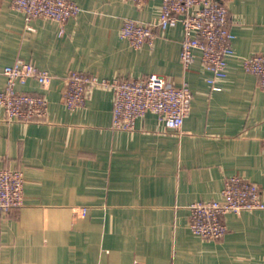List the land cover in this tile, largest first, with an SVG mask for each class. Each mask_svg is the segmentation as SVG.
Returning <instances> with one entry per match:
<instances>
[{
	"label": "crops",
	"instance_id": "obj_1",
	"mask_svg": "<svg viewBox=\"0 0 264 264\" xmlns=\"http://www.w3.org/2000/svg\"><path fill=\"white\" fill-rule=\"evenodd\" d=\"M73 1L80 10L59 33L56 21L27 22L0 0V90L3 67L16 58L53 75L47 88L32 79L18 85L45 95V120L7 121L0 107V168L23 173L22 205L0 217V264H264V208L226 214L219 239L188 228V206L219 198L229 175L255 182L264 201V90L242 66L243 57L264 52V0H229L234 55L218 89L197 51L183 68L180 24L138 48L120 37L123 18L152 20L160 0L143 8ZM68 70L186 81L190 111L179 129L165 128L152 112L133 129H114L110 89L91 87L78 108L64 104Z\"/></svg>",
	"mask_w": 264,
	"mask_h": 264
},
{
	"label": "built area",
	"instance_id": "obj_2",
	"mask_svg": "<svg viewBox=\"0 0 264 264\" xmlns=\"http://www.w3.org/2000/svg\"><path fill=\"white\" fill-rule=\"evenodd\" d=\"M143 8L150 0H128ZM229 0H160L158 15L152 20L125 17L120 37L135 47L152 44L158 32L176 24L182 26L180 61L187 69L198 52L202 65L211 72L206 78L211 88L215 80L226 76L227 59L234 55L233 32L229 28ZM13 8L23 12L28 22L42 17L63 24L75 17L80 8L73 0H10ZM243 69L255 75L258 87L264 90V52L242 58ZM5 82L0 90V107L7 121L34 122L47 117L48 101L44 94L18 88L34 80L47 88L53 75L37 67L32 60L16 58L3 67ZM62 101L71 109L85 104L89 89L99 86L112 91L111 127L130 130L136 119L152 112L163 126L179 129L190 111L191 89L186 81L169 83L162 75L151 73L139 79L98 78L77 70L63 76ZM23 202V173L19 168H0V217L15 210ZM188 228L203 239H219L227 231L223 217L228 213L264 208L258 185L237 174L225 178L220 197L192 202L189 206ZM80 212H85L84 207ZM133 264H141L134 261Z\"/></svg>",
	"mask_w": 264,
	"mask_h": 264
}]
</instances>
